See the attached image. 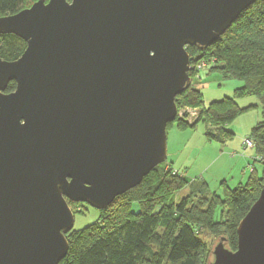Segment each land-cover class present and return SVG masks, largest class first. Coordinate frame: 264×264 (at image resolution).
<instances>
[{
	"label": "water",
	"instance_id": "95a60500",
	"mask_svg": "<svg viewBox=\"0 0 264 264\" xmlns=\"http://www.w3.org/2000/svg\"><path fill=\"white\" fill-rule=\"evenodd\" d=\"M256 1L38 0L0 18L26 44L0 58V264H59L66 200L104 211L165 162L186 47L208 48ZM236 233L209 264H264V185Z\"/></svg>",
	"mask_w": 264,
	"mask_h": 264
},
{
	"label": "trees",
	"instance_id": "16d2710c",
	"mask_svg": "<svg viewBox=\"0 0 264 264\" xmlns=\"http://www.w3.org/2000/svg\"><path fill=\"white\" fill-rule=\"evenodd\" d=\"M31 3L30 0H0V18L14 15ZM25 48L20 38L0 35L2 60H17ZM186 51L190 64L204 60L210 66L208 74L218 73L223 79L240 81L242 86L235 90V96H254L264 115V0H257L243 11L208 48L198 51L186 47ZM196 85L176 96L175 105L178 112L196 109L198 121L189 125L186 119L176 116L166 130L171 125L182 130L193 129L202 121L207 139L225 143L232 134L224 126L242 110L230 98L212 102L205 109ZM15 87V82H9L5 93L13 92ZM250 140L255 161L262 166L261 175L252 170L244 186L226 188L223 196L218 197L208 195L204 183L191 182L162 163L140 185L113 201V206L120 202L112 212L109 208L105 210L110 215L103 217V223L73 231L74 236L67 240V255L59 264H205L207 257L209 264L212 250L208 254L198 237L199 229L218 236V240L222 238L225 248L235 251L237 227L264 184V120L254 127ZM188 184L189 195L177 204L170 203L171 197ZM194 195L199 200L193 204L190 201ZM134 204H137L135 212ZM219 210L224 214L216 221L214 216Z\"/></svg>",
	"mask_w": 264,
	"mask_h": 264
},
{
	"label": "rangeland",
	"instance_id": "374dc122",
	"mask_svg": "<svg viewBox=\"0 0 264 264\" xmlns=\"http://www.w3.org/2000/svg\"><path fill=\"white\" fill-rule=\"evenodd\" d=\"M37 1L34 0L33 3ZM195 64L200 69L199 74H197L200 75V78L194 77L193 79L189 71L190 86L193 87L198 84L196 87L200 90L203 107L206 109L212 102L230 98L242 112L224 126V129L232 134L225 143L207 139L202 121H199L193 129L182 130L175 125L168 127L164 165L170 166L173 172L186 177L191 182L204 183L207 186L208 195L222 197L226 188L233 190L239 186H244L252 170L258 175L262 173V166L258 161H255L256 153L253 146L245 147L243 142L245 139L250 140L254 127L264 120L263 109L254 96H235V90L242 86L240 81L223 79L218 73L208 74L210 66L204 60ZM219 64L216 62V65L219 66ZM186 109L187 114L184 119L191 118L188 124L197 122L199 115L196 109ZM180 111H177V114ZM242 154L243 157H241ZM238 159L239 162L237 163ZM189 189L190 184L175 193L169 202L179 203L182 198L189 195ZM198 200L199 197L195 196L190 202L194 204ZM66 202L74 216L73 229L65 234L66 240L74 236L73 231H80L96 222L103 223V217L110 215L108 210L100 212L83 203H72L67 200ZM119 202L115 206H113V202L108 207L109 210L112 212ZM132 210L134 212L137 210V204L132 206ZM223 214L222 210L217 211L214 216L215 220L220 221ZM198 237L207 247L208 254L218 243V236L212 235L204 229H199ZM208 261L209 257L206 258L205 264H208Z\"/></svg>",
	"mask_w": 264,
	"mask_h": 264
},
{
	"label": "built area",
	"instance_id": "2783aa9c",
	"mask_svg": "<svg viewBox=\"0 0 264 264\" xmlns=\"http://www.w3.org/2000/svg\"><path fill=\"white\" fill-rule=\"evenodd\" d=\"M199 67H197V64H191L190 65V73H191V75H192V77H193V79H194V77H197L198 79L200 78V75H197V74H199ZM187 109H184V110H181L180 111V113H178L177 114V116L180 118V117H185V116H183V115H186L187 114ZM182 112V113H181ZM190 119L191 118H187L186 120L188 121V123H190ZM243 144H244V146L245 147H251V146H253V144H252V142L249 140V139H245L244 140V142H243Z\"/></svg>",
	"mask_w": 264,
	"mask_h": 264
},
{
	"label": "crops",
	"instance_id": "0c3cea01",
	"mask_svg": "<svg viewBox=\"0 0 264 264\" xmlns=\"http://www.w3.org/2000/svg\"><path fill=\"white\" fill-rule=\"evenodd\" d=\"M241 157H243V154L241 155ZM243 159V158H242ZM237 163L239 162V159L236 161Z\"/></svg>",
	"mask_w": 264,
	"mask_h": 264
}]
</instances>
